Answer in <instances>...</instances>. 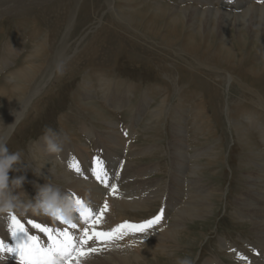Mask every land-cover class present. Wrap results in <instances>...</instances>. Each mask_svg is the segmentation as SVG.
Returning <instances> with one entry per match:
<instances>
[{
    "label": "bare ground",
    "instance_id": "6f19581e",
    "mask_svg": "<svg viewBox=\"0 0 264 264\" xmlns=\"http://www.w3.org/2000/svg\"><path fill=\"white\" fill-rule=\"evenodd\" d=\"M119 1L0 0V22L13 17L33 16L46 27L43 36H39L33 47L23 54L20 64L5 72L3 82L0 84V174L3 172L10 194V197H0L2 203L0 264H57L58 261L63 263L64 255L74 243V248L68 256L70 260L64 264H159L160 258L165 254L172 257L175 255L171 248L180 247L179 243L184 236L182 231L189 225L188 223L207 220L212 213L211 190L201 183L199 175L202 172L201 164L193 161L206 155L207 163L202 164L207 165L210 162V166L217 155H209V150L213 151L210 144L205 148L200 147L201 149L192 154L188 153V144L191 139L194 141V135L206 132L207 125L203 126L206 109L195 102L190 110L187 107L189 97L184 94L183 86L179 84H173L174 92H171H178L180 105L177 104L171 109V93L169 96L167 94L169 90L163 89L159 102L149 114L152 118L151 123L155 124L159 123L164 114L171 115L172 119L174 136L173 144L169 145L172 168L167 184L169 187L167 200L162 193L164 190L157 187L160 181L149 185L151 181L144 177L156 170L157 166L140 167L124 158L142 155L151 149V146H148L135 151L134 145L129 142L136 132L137 115L129 125H125L119 131L113 118L110 115L107 117L103 110L92 102L83 101L85 104L76 105L85 113L97 112L99 118L107 120L108 131L100 130L102 134H95L92 129L82 127L83 132L87 133L86 136L94 135L99 139L96 146L103 149L101 160H97L95 154L92 155L89 151L81 153L82 148L72 149L71 144H74L72 141L70 145L68 143L60 145L55 139L43 138L35 145L31 144L33 147L31 145L29 147V150L32 148L33 160L45 167L50 164L49 169L44 171L52 180L62 183L57 184L61 189L56 185L42 186L36 179L18 180L11 169V164L1 155V148L17 130L21 119L25 120L31 111L33 113L37 111V104L43 95L48 93L47 89L50 91L53 86L56 88V85L62 82V78L69 79L68 76L72 74L78 75L86 68L100 65L89 63L95 53V40L98 38L99 29L107 30V27L112 26L116 31L119 30L122 36L125 35L132 45L135 43V37L140 34L139 25L143 31L161 38L163 42L160 45L174 56L183 58L182 61L189 66L186 67L206 73L207 78L216 82L218 86L222 85V89L225 87L230 92V87H237L241 91L239 101L224 100V106L221 108L238 135L241 146L248 149L251 161L256 166V169H251V189L254 197L247 196L250 198L248 200L242 194L241 201L236 200L239 201L240 207L236 216L240 219H250L253 225L251 230L260 245V252L256 251L257 258L255 256L250 259L244 256L245 251L243 254L240 252L237 244H232L230 240V243L226 240L220 241L221 247L232 249V253L238 257L242 255L240 261L244 264H264V255L260 256L261 252L264 253V217L258 219L264 214V151L254 148L255 143L249 137L251 131L246 128L245 123L238 121L242 118V121L250 125L257 115L264 112V95L253 85L254 82H261L264 79V3L256 4L253 0H228L230 3H221L220 0H174L175 3L172 5V2L165 0H124L134 6L129 7L130 10H125L126 7L118 6ZM123 6L127 4L123 3ZM78 15H82L83 18L81 23L76 24ZM89 15L93 18L91 19ZM79 28L82 29L76 34ZM22 48L23 45L22 47L16 44L9 45L4 66L14 64V58L20 54ZM82 59H85L84 62ZM248 60L253 61V67L244 66ZM79 63L89 64L80 67ZM248 75L251 77H247ZM168 79L171 81L172 78ZM174 80L178 81V75ZM49 83V87L46 88ZM83 83L88 90L92 89L90 81L84 80ZM100 88L105 92V98L111 108L119 110L126 106L128 93H116L113 90L111 92L108 79L103 77L100 79ZM88 93L94 97L91 91ZM150 101L149 97L143 100L138 115L146 111ZM246 103L250 109L239 110L241 118H236L235 114L231 119V114L235 111L233 107L237 108L239 105L243 107ZM258 122L253 131L261 124ZM262 124L256 131L259 138L264 141ZM20 128L21 126L18 129ZM78 145L85 147L86 151L89 149L85 142ZM40 146L43 147L39 154ZM64 146H69L70 156H67L70 158L67 160L68 168L64 163L65 166L61 165L63 169H60L58 164L47 158L50 154L59 162L62 160L64 162L66 154ZM117 156L123 159L120 166L116 160ZM117 165L120 171L116 170ZM70 167L75 168L76 174ZM255 173L257 177L253 181ZM111 186L115 188L111 190ZM27 196L33 197L34 201H28ZM153 199L163 201L166 206L164 210L161 209L164 217H160V213L146 223L130 221L122 224L124 222L122 218H137L138 215H143L144 211L141 210L149 209L148 203ZM13 201L23 206L16 207ZM40 211L46 212V216L40 215ZM91 219V223L86 225ZM47 222L60 227V232L50 230L45 224ZM53 233L62 236L61 241L54 244V254L49 253L47 248ZM80 234L84 239L78 243ZM35 241L41 242L44 249L40 246L36 249ZM26 246H29L28 250ZM249 248L255 250L251 246ZM39 249L42 255L38 252ZM84 252L85 254H82ZM175 259L176 264H184L186 260L179 254L175 255ZM220 261V258H208L203 264H221Z\"/></svg>",
    "mask_w": 264,
    "mask_h": 264
},
{
    "label": "rangeland",
    "instance_id": "374dc122",
    "mask_svg": "<svg viewBox=\"0 0 264 264\" xmlns=\"http://www.w3.org/2000/svg\"><path fill=\"white\" fill-rule=\"evenodd\" d=\"M165 1L172 2V5L175 3L174 0ZM220 1L221 3H230L228 0ZM253 1L256 4L264 3V0ZM117 3L120 7H126L125 10H130L129 7H134L132 3H127L124 0H120ZM123 3L127 4V6H123ZM79 17L81 18L79 19ZM89 17L91 19L93 18L92 15H89ZM82 18V15H78L76 24L81 23ZM34 19L35 18L33 16H23L21 18H8L0 22V84L3 82L5 72L7 73V70L17 67L23 56L33 47L39 36H43V33L46 32V27L41 25L38 19ZM138 27L141 35L139 34L138 37L133 36L136 40L132 45H130L131 42L125 35L122 36L123 34H121L119 30L116 31V29L112 26L107 27V30L106 28L99 29L97 32L98 38L95 40V53L90 58L89 63H97L100 65L86 68L82 71V73L79 72L78 75L77 73L72 74L71 76H68L70 77L69 79L67 77L62 78V82L56 85V88L53 86L50 91L47 89L48 93L44 94L42 100L37 104V111L35 113L31 111L29 116L27 118L25 117V120L23 118L21 119V123L19 125L21 128L18 129V126L16 128L17 130L10 135L6 145L1 148V155L4 159L8 160V163L11 164V169L16 174L18 180L36 179L42 183V186L48 187L62 185V183L52 180L44 171L45 169H49L48 166L50 164L45 167L38 161L32 159V148L29 150V147L31 144L35 145L37 141L43 138L55 139L58 143H60V145L65 143L69 144L72 141L74 143L71 144L72 149L75 148L79 150L82 148L83 150H80L81 153H87L89 151L90 154H95L94 156H96L97 160H101L103 158L101 153L103 152V149H98L96 146L99 139H97L94 135L93 137L86 136L87 133H85V131L83 132L82 127L85 126L88 129H92L95 134H102L100 130L108 131L106 123L107 120L99 118L97 112H90L91 114L87 112L85 113L84 110L78 108L76 105L78 104L80 106L85 104L83 101L92 102L97 104L107 117L110 115L113 118V120L117 123L116 126H118L119 131L122 130L125 125H129L134 119V116L137 115L138 119L136 132L129 139V142L134 145L133 149L135 151H139L140 149L148 146H151V149L145 154L135 155L134 157L128 159L127 157L124 158L126 161L131 163L133 162L132 164H136L140 167H143V165L147 166L146 168H153L157 166V171L154 169L144 177L147 181H151L149 185L153 182L155 183L160 181V185L158 184L157 187H160L162 191L164 190L162 193H164V197L166 198L164 199L167 200V188H169L167 184L169 183L170 169L172 168L169 145L173 144L174 136L171 122L172 119L171 115L164 114L159 123L155 124L151 123L152 118L149 114L152 108L159 102L163 89L169 90V93H167L169 96L171 93V109H173L177 104L180 105L177 98L179 94L176 91V93H172L174 92L172 87L174 86L173 84L182 85L184 94L189 97L187 98L189 100L187 107L191 110L194 103L197 102L199 105L205 106L206 109L203 116L205 117V123L203 126L207 125L206 132L200 133V135L197 136L194 135V141L191 139L188 144V153L192 154L194 151L199 150L202 147L205 148L210 144L213 151L209 150V155L215 154L217 156L213 158L215 161H212L210 166V162L207 165L202 164L203 162L207 163L206 161L208 157L206 155L193 161V163L201 164L202 172L199 174L201 176V183L211 190V200L213 201L212 213L209 215L207 220H196L195 222L192 221L188 223L189 225L185 227V231H182L184 236L180 242L181 244L179 243L180 247H172L171 251H173L175 255L179 254V256L183 259L186 258L184 264H203L206 259L214 257L217 259L220 258L221 264L222 262L223 264H244L240 261V257H242V255H239L238 257V255H234L232 253V249L229 250L221 247L222 245L220 240H226L228 242L230 240L232 241V244H237L236 247L238 249L240 248L239 250L242 254L244 251L246 252L244 253V256H248L250 259H253L255 256V258H257L256 254L257 252H260V245L257 243L256 236H254L251 230L253 225L249 218L240 219L236 216L238 215V209L240 208L238 204L239 201H241V195L243 194L246 197H254V192L251 189V169H256V166L254 162L251 161L252 159L251 155L248 153V149L241 146L238 135L235 133L232 125L229 124L226 113L221 108L224 106V100L239 101L241 91L237 87H230V92L227 91L225 87V89H222V85L218 86L216 82L208 79L206 73H200L194 69L188 68V64L182 61L183 58L174 56L173 53H169L164 47H162V45H160L163 42L161 38L153 35L151 32L143 31L142 28L140 29V25ZM80 29L82 28L77 29L76 34L79 33ZM12 44H16L19 47H22L23 45V48L20 54L14 58V64L6 67L4 66V61H6L5 59L7 58V48ZM129 46L132 47L130 48ZM84 60L82 62H84ZM163 62L164 64L162 65ZM89 63H79V66L83 67ZM244 64V66H247L248 68L254 66L252 60H248V62H245ZM181 71H183V73ZM177 75L178 81H175L174 79L177 78ZM102 77L110 81L111 92L113 90L116 93H128V102L126 106L120 108L119 110L113 109L109 106L105 98V92L100 88V79ZM247 77H251V75H248ZM168 78H172L171 81ZM185 79L187 80L185 81ZM84 80L90 81V85H92L91 87L95 91L92 89L88 90L87 87H85V83H83ZM49 85L50 83L46 86V88H48ZM253 85L259 88L264 95V79L261 82H254ZM88 91H91V94L94 97H92ZM146 97L151 98L152 102H148L149 104L147 105L146 111H144L141 115H138V109ZM246 105L248 104L246 103L243 107L242 105H239V108L233 107L235 111L231 114V119L235 114L236 118L240 119L241 115L239 110L250 109V107ZM136 109L137 111H135ZM32 114L34 115L32 116ZM188 117H190V114ZM190 120L191 119H189V121ZM242 120L243 119L241 118L238 121L243 122V124L245 123L246 128L251 131L249 137L252 138L255 143L254 148L256 150L264 151V141L262 138H259V133L256 131L261 127L260 125L262 123V125H264V112L257 115L250 125L246 124L247 122ZM256 122L261 124H259L253 131ZM133 123L135 122L133 121ZM188 123L190 126H193L191 122ZM188 128L190 127L188 126ZM262 128H264V126ZM263 131L264 129H262V132ZM81 142L87 143L89 146L87 151L85 147L78 145L81 144ZM41 147L43 146L38 147L39 154L41 152ZM64 147H66L64 162L63 160L59 162L56 157L51 156L50 154L47 158L50 159L52 163L58 164L60 169H63L61 165L67 166V160L70 158L69 146ZM60 152L61 151H59V154ZM128 152L130 153L131 151L128 150ZM41 156L43 157V154H41ZM116 160L120 166L123 159L121 160L117 156ZM119 166L117 165L116 170L120 171L121 169ZM70 170L76 174L75 168L70 167ZM256 177L257 173L254 174L252 180L254 181ZM111 188V190H113L115 186H111ZM8 193V188L5 184L2 172V174H0V197H10V194ZM26 198L30 202L34 201L33 197L27 196ZM248 200H250V198H248ZM1 204L2 203L0 202V206ZM13 204L16 207L23 206L16 203V201H13ZM148 205L149 209L141 210L142 212L144 211L143 215H138L137 218H122V221H124L122 224H127V222L130 221L146 223L151 220V218L154 219V217L160 213V217H164L161 209L164 210L166 206L163 204L161 199H153L151 203H148ZM40 215L45 217L46 212L40 211ZM262 217H264V214H261L258 219H263ZM45 224H47L50 230L60 232V227L55 226V224L52 225L50 222ZM61 239V235H58L57 233L52 234L51 242L47 245L49 253H55L54 244L61 241ZM83 239V235L80 234L77 242L81 243ZM74 244L68 253L64 255L65 259L68 258L69 254L72 252ZM35 245L36 249L38 246L44 249L43 244L39 241H35ZM249 246L255 248V250L250 249ZM26 247L28 250L29 246ZM175 255H173V257L170 255V257L168 254H165L160 258L161 262H159V264H176ZM262 255H264L263 252H261L260 256L262 257ZM60 263V261L57 262V264Z\"/></svg>",
    "mask_w": 264,
    "mask_h": 264
}]
</instances>
